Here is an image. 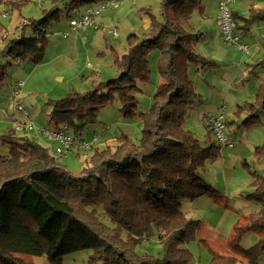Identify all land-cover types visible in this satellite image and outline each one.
Instances as JSON below:
<instances>
[{"label":"trees","instance_id":"1","mask_svg":"<svg viewBox=\"0 0 264 264\" xmlns=\"http://www.w3.org/2000/svg\"><path fill=\"white\" fill-rule=\"evenodd\" d=\"M4 1L0 0V5ZM101 1L62 0L67 17L76 15L75 8L81 4ZM161 1L164 20L154 18L143 37L135 33L128 37L126 53L116 59L119 76L93 85L90 91H71L52 101L49 114L55 129L77 126L76 133H80L86 122L97 120L104 104L118 100L124 116L142 119L140 139L122 133L115 146L96 149L79 175L69 172L49 148L27 136H17L10 153L0 155V264H30L22 254L46 256L51 263L60 264L67 254L84 249L92 250L89 264L192 262L193 252L184 244L197 237L203 221L189 217L182 202L202 196L224 199L225 194L199 172L220 156L221 146L217 142L204 145L185 127V117L197 95L190 65L210 64L194 50L200 37L189 28L192 13L201 8L202 0ZM250 5L249 17L233 12L236 29L240 27L238 18L246 20V26L241 25L245 29L250 17L264 19V5ZM59 11V4L54 3L39 19L24 24L22 36L0 46V59L40 63L50 39L43 33L52 18L60 19ZM28 27L32 29L29 36ZM155 50L161 52L162 81L150 109L138 112L140 85L151 78L149 54ZM259 64L264 66V57ZM2 85L0 75V91ZM102 87L107 91L100 93ZM244 108L245 123L260 120L264 84ZM76 118L81 124L75 123ZM254 155L264 156V142L255 147ZM251 186L246 197L259 203L261 210L239 217L232 246L256 263L264 256V237L248 249L241 247L240 241L250 231L264 235V176L254 174ZM153 237L162 245L159 259L136 251L139 243ZM237 259L217 252L213 255L217 264H234Z\"/></svg>","mask_w":264,"mask_h":264},{"label":"rangeland","instance_id":"2","mask_svg":"<svg viewBox=\"0 0 264 264\" xmlns=\"http://www.w3.org/2000/svg\"><path fill=\"white\" fill-rule=\"evenodd\" d=\"M70 1V0H65ZM122 5L117 9H107L96 17L100 27H89L82 34L79 43L80 52L66 50L64 56L61 52L62 44L73 41V34L69 26L70 18L66 16L67 7L62 0H5L0 5V46L4 48L9 39L23 35L24 24L39 19L43 10L58 3L60 19L52 18L47 29L49 32L66 31L70 33L67 38L53 36L49 39L46 56L38 64L27 61L15 62L10 58L0 59V75L3 76V85L0 91V107L7 108L0 112V155H7L11 151V142L16 140L22 132L15 131V121H8V116L23 120L28 114L41 130H54L49 114L52 111V101L65 97L71 91L86 92L93 89V85L107 82L119 76L116 59L122 57L128 49V37L136 34L143 37L151 28L152 20H164L161 0H120ZM220 0H202V6L192 13L189 28L200 37L195 41L194 50L210 61L202 66L192 63L190 75L194 81L197 95L185 117V127L191 130L204 145L217 142L215 133L203 123V114L213 116L214 111L224 112V134L234 147L227 161L224 162L223 153L216 160L206 164L204 179L214 188L225 194L221 201H212L205 198L190 205L191 199L185 198L182 209L188 216L203 221V226L197 237L184 244L194 255L190 264H217L213 262L214 252L222 255H235L238 257L234 264H264V256L257 262L250 260L232 246L234 225L241 214L248 215L261 210V205L251 199L247 194L252 191L251 181L254 174L264 176V156L255 157L254 150L257 145L264 142V111L260 120L245 123L246 109L241 107L253 99L255 93L264 84V66L259 64L264 57V19L250 17V24L244 28L246 20L238 18L240 27L236 34L239 43L248 44L250 51L245 53L238 48L237 43L225 41L218 22V2ZM253 2L258 6L264 5V0H237L231 3L232 11L248 16ZM97 4H81L79 11ZM75 8V7H74ZM73 8V9H74ZM249 17V16H248ZM246 26V25H245ZM115 28L117 35L110 31ZM32 29H26V35H31ZM70 37V38H69ZM221 45H223L221 47ZM210 55V56H208ZM159 50L149 54V67L151 78L141 83V92L138 93V112H146L153 104L154 95L162 81L159 59ZM87 62L91 66H87ZM23 82L22 91L14 96V100L6 103L17 83ZM107 91L102 87L101 92ZM17 99V100H16ZM19 101L24 107L23 111L14 105ZM8 110V111H7ZM237 113L238 111H240ZM213 113V114H212ZM218 115V116H219ZM216 116V115H215ZM76 124H81L78 118ZM76 127H70L74 136L84 139L93 145L89 148L73 146L65 149L66 154L55 151L57 140L48 137L41 131H25L23 136L49 148L50 153L59 159L60 163L69 172L79 175L96 149L115 146L117 137L122 133L130 135L135 141L142 135L143 121L140 117H126L121 111V103L112 100L104 104L98 112L95 122H86L80 133ZM14 128V129H13ZM24 132V131H23ZM97 137V141L94 138ZM221 146V145H220ZM222 147V146H221ZM202 174V170L199 171ZM194 208V209H192ZM191 209V211H190ZM190 211V212H189ZM264 235L258 231H250L240 241L241 247L248 249L263 239ZM136 251L139 255L148 253L155 259L162 257V245L156 237L138 244ZM92 250H78L64 256L60 264H89ZM30 264H53L46 256L22 254ZM150 264H159L153 261Z\"/></svg>","mask_w":264,"mask_h":264},{"label":"built area","instance_id":"3","mask_svg":"<svg viewBox=\"0 0 264 264\" xmlns=\"http://www.w3.org/2000/svg\"><path fill=\"white\" fill-rule=\"evenodd\" d=\"M237 1V0H220L218 2V22L219 27L222 30V33L224 35V39L227 42L230 43H237L238 48L248 53L250 51V46L248 44H241L239 43V37L236 34V24L233 17V11L231 9V3ZM122 5L120 0H104L101 1L99 4L86 8L83 12H80L78 8H75L76 15L72 16L70 18L69 26L71 28V31H86L89 27H100V23L97 21V18L102 11H106L107 9H117ZM111 32L114 33V35H117V31L115 28L110 29ZM43 34H45L46 38H51L53 36H62L64 38H67L70 33L66 31H54L49 32L46 30ZM88 64H90L88 62ZM23 82L17 83V89L13 90L14 94L17 96L18 93H21L22 91ZM16 109L23 111L24 107L19 101H16ZM224 114L221 112L219 116H208L205 115L203 117V122L207 125H209L213 131L215 132V135L217 137L218 143L223 146L233 145L232 142L229 141L227 136L224 134L225 129V123L223 121ZM16 129L17 130H30V131H41L44 132L48 137L56 139L58 142V146L56 147V152L61 154H66L65 149H71L73 146H79L84 148H89L93 145V143H90L84 139H80L77 136H74L71 133V130L68 125H63L61 128H57L55 130H41L37 127L34 120L29 116H24L23 120H19L14 118ZM94 141H97V137L94 138Z\"/></svg>","mask_w":264,"mask_h":264},{"label":"crops","instance_id":"4","mask_svg":"<svg viewBox=\"0 0 264 264\" xmlns=\"http://www.w3.org/2000/svg\"><path fill=\"white\" fill-rule=\"evenodd\" d=\"M258 6V5H257ZM235 12V11H234ZM238 12V11H237ZM0 26L2 27V25L0 24ZM75 32V31H74ZM73 36H74V38H73V41L71 42V44H69V43H64V44H62L61 46H60V49H61V52L60 53H58L57 55H59L60 57H62V56H64V54L66 53L65 51L68 49H70L71 48V50H74V51H76V52H80V49H79V43H80V41H81V39H82V37H86L87 38V35H84V34H82V31L80 30V31H78V32H75L74 34H73ZM70 38V37H69ZM223 45H221V47H222ZM208 56H210V55H208ZM87 66H91V64H88V62H87ZM194 82V81H193ZM11 96L8 98H6L5 99V102L6 103H9V102H11L10 100H14V96L13 95H15L14 94V91L13 92H11ZM16 96V95H15ZM2 97H5V96H1L0 98L2 99ZM254 98H256V93H255V97ZM17 100V99H16ZM252 101H254V99L252 100ZM16 102V101H15ZM251 102V101H250ZM16 104V103H15ZM14 104V105H15ZM7 109V108H6ZM6 109L5 108H1L0 107V112H1V110H3V111H5L6 112ZM8 111V110H7ZM220 111H214L213 113H214V115L213 116H218ZM212 113V114H213ZM223 114H224V112H222ZM208 114H210V113H208ZM26 115H28V114H26ZM206 115V113H204L203 114V117ZM8 121H10V119H11V121H12V123L14 122V117H13V115L12 116H8ZM202 121H203V118H202ZM204 123V122H203ZM205 124V123H204ZM207 125V124H206ZM209 126V125H208ZM210 127V126H209ZM14 129V128H13ZM210 129H212L211 127H210ZM45 130V129H44ZM15 131H18V132H22L23 134L22 135H20V136H23L24 135V133H26L25 132V130H17V129H15ZM24 131V132H23ZM212 131H213V129H212ZM214 132V131H213ZM44 133V132H43ZM215 133V132H214ZM217 138V137H216ZM219 144V143H218ZM59 144L57 143V146H58ZM220 145V144H219ZM228 147H234V144L233 145H228V146H223V147H221V151H222V153H223V159H224V162L225 163H227V161H228V159H229V157L231 156V155H233V153H232V150H229L228 149ZM55 151H56V148H55ZM222 153H221V155H222ZM220 155V156H221ZM206 167V166H205ZM207 172H206V168H204L203 170H202V175L205 177V174H206ZM205 198H209V197H207V196H202V197H198V198H196V199H193L192 200V202H189L190 204H188V208H187V212H188V210H189V208H190V205L192 206V207H195V202H198V201H207V200H202V199H205ZM210 199H212V198H210ZM212 201H216V200H214V199H212ZM192 209H194V208H192ZM190 211H191V209H190ZM189 211V212H190ZM259 212V211H258ZM241 215H243V214H241ZM190 217V216H189Z\"/></svg>","mask_w":264,"mask_h":264},{"label":"bare ground","instance_id":"5","mask_svg":"<svg viewBox=\"0 0 264 264\" xmlns=\"http://www.w3.org/2000/svg\"><path fill=\"white\" fill-rule=\"evenodd\" d=\"M57 129V128H56ZM55 130V129H54ZM79 147V146H78Z\"/></svg>","mask_w":264,"mask_h":264}]
</instances>
